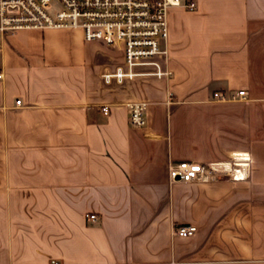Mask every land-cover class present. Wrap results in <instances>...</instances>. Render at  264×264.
Masks as SVG:
<instances>
[{
    "label": "crops",
    "instance_id": "0c3cea01",
    "mask_svg": "<svg viewBox=\"0 0 264 264\" xmlns=\"http://www.w3.org/2000/svg\"><path fill=\"white\" fill-rule=\"evenodd\" d=\"M194 1L167 12L169 79L137 66L106 81L122 48L81 29L5 36L0 264H264V0ZM238 90L246 100L213 98ZM132 101L147 102L142 128ZM237 155L244 180L168 179L169 160Z\"/></svg>",
    "mask_w": 264,
    "mask_h": 264
},
{
    "label": "built area",
    "instance_id": "2783aa9c",
    "mask_svg": "<svg viewBox=\"0 0 264 264\" xmlns=\"http://www.w3.org/2000/svg\"><path fill=\"white\" fill-rule=\"evenodd\" d=\"M179 6L189 11L196 9L194 0H0V52L6 34L19 29H81L86 41H98L113 47L120 46L123 61L113 65V72H106L103 78L109 81L114 77L118 82L136 76L137 66H152V74L158 78L169 79L171 71L167 67L169 8ZM3 73L0 71V79ZM216 100L247 99L246 90H238L225 96L219 91L213 93ZM172 92L168 91L167 104L173 103ZM15 104H20L16 100ZM128 121L135 128L146 124L147 102L132 101L126 104ZM104 115L109 106L102 105ZM170 182L208 181L226 176L234 180L248 177L247 157L237 155L224 162H172L167 166ZM91 221L95 215H88ZM196 227L186 225L175 230L181 237L193 235ZM50 264H62L51 260Z\"/></svg>",
    "mask_w": 264,
    "mask_h": 264
},
{
    "label": "rangeland",
    "instance_id": "374dc122",
    "mask_svg": "<svg viewBox=\"0 0 264 264\" xmlns=\"http://www.w3.org/2000/svg\"><path fill=\"white\" fill-rule=\"evenodd\" d=\"M9 34V33H8ZM8 34H6V35H8Z\"/></svg>",
    "mask_w": 264,
    "mask_h": 264
}]
</instances>
